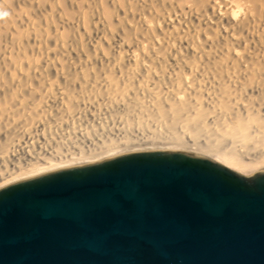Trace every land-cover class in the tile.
Wrapping results in <instances>:
<instances>
[{
  "label": "bare ground",
  "instance_id": "1",
  "mask_svg": "<svg viewBox=\"0 0 264 264\" xmlns=\"http://www.w3.org/2000/svg\"><path fill=\"white\" fill-rule=\"evenodd\" d=\"M172 149L264 169V0H0V187Z\"/></svg>",
  "mask_w": 264,
  "mask_h": 264
},
{
  "label": "water",
  "instance_id": "2",
  "mask_svg": "<svg viewBox=\"0 0 264 264\" xmlns=\"http://www.w3.org/2000/svg\"><path fill=\"white\" fill-rule=\"evenodd\" d=\"M0 218V264H264V169L126 152L0 187Z\"/></svg>",
  "mask_w": 264,
  "mask_h": 264
},
{
  "label": "snow or ice",
  "instance_id": "3",
  "mask_svg": "<svg viewBox=\"0 0 264 264\" xmlns=\"http://www.w3.org/2000/svg\"><path fill=\"white\" fill-rule=\"evenodd\" d=\"M136 195H139V193H136ZM106 211L111 212L112 215L114 216V212H113V210H111V209H107ZM0 227H2V218H0Z\"/></svg>",
  "mask_w": 264,
  "mask_h": 264
}]
</instances>
